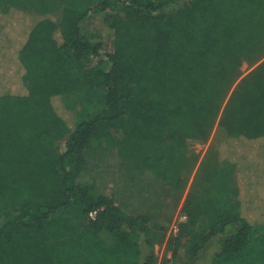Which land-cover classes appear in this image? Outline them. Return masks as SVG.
Returning a JSON list of instances; mask_svg holds the SVG:
<instances>
[{
    "label": "trees",
    "instance_id": "obj_1",
    "mask_svg": "<svg viewBox=\"0 0 264 264\" xmlns=\"http://www.w3.org/2000/svg\"><path fill=\"white\" fill-rule=\"evenodd\" d=\"M175 1L0 0V264H158L172 215L94 195L82 157L105 140L160 176L191 173L187 139H211L210 176L167 251L185 239L189 264H264V0ZM93 14L114 31L104 66L82 32Z\"/></svg>",
    "mask_w": 264,
    "mask_h": 264
},
{
    "label": "rangeland",
    "instance_id": "obj_2",
    "mask_svg": "<svg viewBox=\"0 0 264 264\" xmlns=\"http://www.w3.org/2000/svg\"><path fill=\"white\" fill-rule=\"evenodd\" d=\"M190 1L176 0L175 6L180 7ZM82 32L92 41L102 43L104 51L99 57V62L102 66L106 65L107 54L113 50L114 31L108 26L105 14H93L86 19L82 23ZM254 67L244 62L241 66V72L245 75ZM95 105L97 104L94 103L93 106ZM77 109L79 110V107ZM116 137L119 139L118 136ZM181 146V160L190 161L194 167L191 173L186 168L179 170L178 167H175L171 169L169 172H171L170 177L173 178V181H168L169 172L167 177L160 176L156 174L155 167L150 164L149 166L145 165L143 161L137 164L142 155H139L138 158L136 151H132L130 154L122 153L120 150L123 147L121 143L111 144L105 140H94L82 157L85 168L80 181L91 187L94 195L107 196L116 204L126 208L129 213L135 215L148 210V212L156 215L157 222H163L167 215H172V223L166 231V240L163 243H156L154 247L159 259L158 264H189L185 239L182 240L183 244L179 246L175 257H172L171 251H167V239L171 237L170 245L173 247L175 244L174 237L178 233V230L176 232L175 229L179 228V224L186 220L182 207L194 181L196 182L195 185L202 186L210 176V172L202 170L198 173V169L205 153L213 146L211 139L206 142L187 139ZM169 147L165 146V150H174V148ZM66 150V140H63L60 142L57 152L62 154ZM77 159L78 155L68 157L67 167H75ZM218 174H224V172L220 171ZM183 176H186L188 181L184 188L180 189L177 181L179 177ZM230 178V175H227L228 183H230ZM172 182H176L178 187L173 186ZM238 185L242 188L239 182ZM214 188H218L216 184H214ZM80 214L78 211L75 212L71 219L75 222L79 221ZM166 259L169 261L166 262ZM209 263V255H204L195 261V264Z\"/></svg>",
    "mask_w": 264,
    "mask_h": 264
},
{
    "label": "built area",
    "instance_id": "obj_3",
    "mask_svg": "<svg viewBox=\"0 0 264 264\" xmlns=\"http://www.w3.org/2000/svg\"><path fill=\"white\" fill-rule=\"evenodd\" d=\"M95 216H96V212L90 213V217L95 218ZM177 230H178V228L175 229L176 232H177Z\"/></svg>",
    "mask_w": 264,
    "mask_h": 264
}]
</instances>
